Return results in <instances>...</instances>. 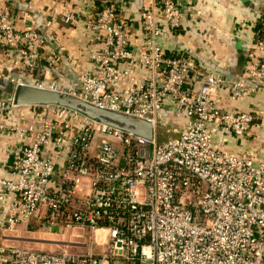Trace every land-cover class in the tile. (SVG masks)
Listing matches in <instances>:
<instances>
[{
  "label": "built area",
  "instance_id": "2783aa9c",
  "mask_svg": "<svg viewBox=\"0 0 264 264\" xmlns=\"http://www.w3.org/2000/svg\"><path fill=\"white\" fill-rule=\"evenodd\" d=\"M120 12L121 5L109 2L84 21L91 45L94 37L99 45L88 50L92 67L80 72L79 88L38 86L148 120L151 139L55 104L29 105L42 112L27 125L0 123L31 139L12 161L10 177H0V229L44 209L51 223L83 226L94 239L101 232L104 242L92 241L85 253L0 244V264H264V158L228 147L229 137L250 135L255 114L221 107L222 93L241 99L264 88V37L253 42L241 74L230 77L203 70L186 48L170 52L163 46L165 35L202 16L191 1L144 4L140 46L131 44ZM16 16L8 6L0 12V51L18 49L19 74L10 78L18 85L27 84L21 75L26 69L48 71L39 63L52 32L50 23L35 25L33 17L18 29ZM73 21L63 16L64 24ZM18 106L0 97V117ZM158 127L166 141H158ZM83 177L90 189L79 196Z\"/></svg>",
  "mask_w": 264,
  "mask_h": 264
},
{
  "label": "crops",
  "instance_id": "0c3cea01",
  "mask_svg": "<svg viewBox=\"0 0 264 264\" xmlns=\"http://www.w3.org/2000/svg\"><path fill=\"white\" fill-rule=\"evenodd\" d=\"M120 3L121 16L129 22V39L133 46H140L143 42V33L140 28L139 11L144 4L155 0H112ZM186 2L187 0H181ZM201 10L202 16L186 22L183 29L177 34H167L161 41L170 52L186 48L194 56L196 62L203 70L224 73L226 76L235 77L242 72L245 63L252 51V44L256 38L255 24L263 20L264 0H188ZM9 2L24 4L28 7L17 10L16 26L23 29L31 24L30 18H34L35 25L43 26L51 24L49 28L52 38L43 52V59L47 62L39 63L40 67L47 68L45 75L39 74L36 69L24 71V81L27 84L38 85L41 82L50 84L58 82L70 89L80 87V72L92 67L88 56V50L93 45H99V41L93 33V45L84 27V21L90 15V8L95 6V0H0V12L9 6ZM27 16H24L25 10ZM70 14L73 17L72 24H64L63 16ZM58 41H56L55 39ZM55 50L59 53L54 56ZM60 50V51H59ZM54 51V52H53ZM20 54L18 49L9 47L0 51V80L10 81L11 76L18 75L15 62ZM192 80V75H190ZM1 91V90H0ZM221 107L224 110H245L257 116V122L251 133L244 139L228 138V147L231 152L255 150L259 154L258 161L264 158V88L259 89L252 96L241 99H232L226 93H222ZM41 107L20 105L11 110L7 115L0 117V123H18L27 125L39 116ZM31 139L27 136H19L8 133L0 128V177H10V165L20 154L23 146L29 144ZM52 148L45 150L46 155H51ZM67 155L65 150L59 158L63 163ZM86 178H81L77 194L86 195L89 191ZM43 209L35 219L47 218ZM45 215V216H43ZM34 219V218H33ZM33 219L22 222L28 223ZM19 225V224H18ZM6 228L5 231H14ZM0 231H2L0 229ZM11 239H19L10 237ZM9 238V239H10ZM8 239V238H7Z\"/></svg>",
  "mask_w": 264,
  "mask_h": 264
},
{
  "label": "rangeland",
  "instance_id": "374dc122",
  "mask_svg": "<svg viewBox=\"0 0 264 264\" xmlns=\"http://www.w3.org/2000/svg\"><path fill=\"white\" fill-rule=\"evenodd\" d=\"M8 90L10 91V89L4 91L6 97L11 95L12 90L10 92ZM157 133L159 142L168 139V134H166L164 128L158 127ZM92 235L91 230L83 226H68L61 221L53 224L44 217L41 219L34 218L28 223H20L14 231H0V244L35 252L58 253L68 249L74 252L85 253L90 251L92 241L95 240L94 243L97 241L100 243L104 242L101 232L97 234L96 239L92 238ZM14 236L19 239L10 238ZM80 244L84 245L80 246Z\"/></svg>",
  "mask_w": 264,
  "mask_h": 264
},
{
  "label": "water",
  "instance_id": "95a60500",
  "mask_svg": "<svg viewBox=\"0 0 264 264\" xmlns=\"http://www.w3.org/2000/svg\"><path fill=\"white\" fill-rule=\"evenodd\" d=\"M9 87V82L0 80V97L12 98L16 105L55 104L66 106L99 123L131 132L146 139L153 137V124L148 120L103 108L73 94L38 85L18 84L14 88L12 87L11 95L6 97L4 91Z\"/></svg>",
  "mask_w": 264,
  "mask_h": 264
},
{
  "label": "trees",
  "instance_id": "16d2710c",
  "mask_svg": "<svg viewBox=\"0 0 264 264\" xmlns=\"http://www.w3.org/2000/svg\"><path fill=\"white\" fill-rule=\"evenodd\" d=\"M109 2H114V1H112V0H95V7L94 6H92L91 8H90V13L94 16V17H96V15H97V13L99 12V11H101V9L103 8V5H105V4H107V3H109ZM9 4V8H11L15 13H17V10H22L23 8H28V7H26V6H24V4H21V3H16V2H9L8 3ZM116 4L120 7V3H117L116 2ZM25 10V9H24ZM26 11V13H29L27 10H25ZM254 30H255V32H256V38L254 39V41L255 40H258L259 38H262V37H264V13H263V20L262 21H260V22H258L257 24H255V26H254ZM176 33H177V31H175ZM8 48L9 47H5L2 51H5L6 49L8 50ZM59 52L57 51V54H58ZM43 63V62H46L43 58L42 59H40V63ZM46 64H47V62H46ZM241 74V72H238V73H236L235 75L236 76H238V75H240ZM12 85H10V87L8 88V89H10V91H11V89H12ZM9 91V90H8ZM9 91V92H10ZM255 118H256V122H257V116L255 115Z\"/></svg>",
  "mask_w": 264,
  "mask_h": 264
}]
</instances>
